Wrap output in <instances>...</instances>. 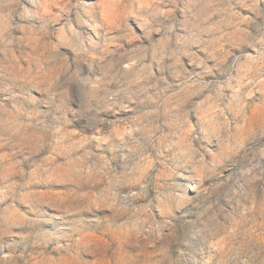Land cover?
Instances as JSON below:
<instances>
[{
  "label": "clouds",
  "instance_id": "1",
  "mask_svg": "<svg viewBox=\"0 0 264 264\" xmlns=\"http://www.w3.org/2000/svg\"><path fill=\"white\" fill-rule=\"evenodd\" d=\"M0 264H264V0H0Z\"/></svg>",
  "mask_w": 264,
  "mask_h": 264
}]
</instances>
